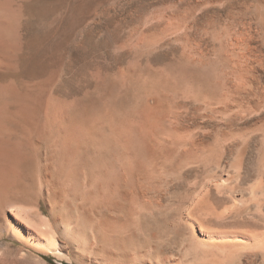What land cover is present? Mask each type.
Here are the masks:
<instances>
[{
    "label": "rangeland",
    "instance_id": "rangeland-1",
    "mask_svg": "<svg viewBox=\"0 0 264 264\" xmlns=\"http://www.w3.org/2000/svg\"><path fill=\"white\" fill-rule=\"evenodd\" d=\"M12 3L0 264H264V0Z\"/></svg>",
    "mask_w": 264,
    "mask_h": 264
},
{
    "label": "bare ground",
    "instance_id": "bare-ground-1",
    "mask_svg": "<svg viewBox=\"0 0 264 264\" xmlns=\"http://www.w3.org/2000/svg\"><path fill=\"white\" fill-rule=\"evenodd\" d=\"M13 0H0V29H2L3 30V34H4V30H10L12 27H13V25L15 24V22L13 21V19L11 18V16H12V7H13ZM38 10V9H37ZM250 32V31H249ZM9 33V32H8ZM247 33V32H246ZM2 34V35H3ZM0 36H1V34H0ZM2 37L3 36H1L0 38H1V41L2 40H5V39H2ZM4 37H5V35H4ZM7 38V37H6ZM244 38V37H243ZM242 38V39H243ZM246 38V37H245ZM236 39V38H235ZM8 41H9V39H8ZM7 41V42H8ZM241 42V41H240ZM247 42V41H246ZM251 42V41H250ZM235 43V42H234ZM238 43V42H237ZM245 43V42H244ZM1 44H4V43H2V42H0V46H1ZM6 45L4 46V48H1L0 47V83H2V84H0V100L1 99H3V95H5L8 91H9V88H10V86H9V79H10V73L12 72L11 71V68H12V60L10 59V56H9V46L10 45H8V43H5ZM166 44V43H165ZM242 44H243V42H242ZM219 45V44H218ZM245 45V44H244ZM162 46V45H161ZM240 46V45H239ZM220 47H218V49H219ZM250 48V47H249ZM214 49V48H213ZM237 49H238V47H237ZM251 49V48H250ZM252 49H254V48H252ZM251 49V50H252ZM196 50V49H195ZM239 50V49H238ZM255 50V49H254ZM171 52V51H170ZM217 52V51H216ZM240 52V51H239ZM253 52V51H252ZM245 53H246V51H245ZM236 54V53H235ZM240 54H242V53H240ZM248 54V53H247ZM12 55V54H11ZM245 56V59L247 58L246 57V55H244ZM252 56V55H251ZM166 57V56H165ZM242 57H243V55H242ZM258 57V56H257ZM241 58V57H240ZM248 59V58H247ZM249 60V59H248ZM233 61V60H232ZM205 62V61H204ZM249 62V61H248ZM202 63V62H201ZM200 63V64H201ZM241 63V62H240ZM242 65V64H241ZM235 66V65H234ZM253 66V65H252ZM241 67V66H240ZM243 69V68H242ZM248 69V68H247ZM246 69V70H247ZM245 70V69H244ZM243 71V70H242ZM234 72V71H233ZM12 75V74H11ZM198 75V74H197ZM256 75V74H255ZM243 76V75H242ZM12 79V78H11ZM236 80V79H235ZM240 81V80H239ZM242 82V81H241ZM237 84V83H236ZM255 84V83H254ZM252 85V84H251ZM257 85V84H256ZM205 87V86H204ZM250 87V86H249ZM240 88V87H239ZM257 89H259V87L257 88ZM198 90V89H197ZM240 90H242V89H240ZM252 91V90H251ZM256 91V90H255ZM10 92V91H9ZM229 92V91H228ZM221 96V95H220ZM264 96V95H263ZM195 97H196V95H195ZM246 98V97H245ZM220 100V99H219ZM218 101V100H217ZM209 102V101H208ZM16 103V102H15ZM25 104V103H24ZM181 104V103H180ZM195 104V103H194ZM228 104V103H227ZM26 105V104H25ZM206 105V104H205ZM257 105V104H256ZM28 106V105H27ZM202 106V105H201ZM17 107V106H16ZM25 107V106H24ZM29 107V106H28ZM25 109V108H24ZM3 110V109H2ZM21 110V109H20ZM23 110V109H22ZM203 110V109H202ZM4 111V110H3ZM67 112V111H66ZM35 113V112H34ZM173 113H175V112H173ZM176 114V113H175ZM175 120V119H174ZM196 120V119H195ZM2 124V123H1ZM37 124V123H36ZM2 126V125H1ZM33 126V125H32ZM4 127V126H3ZM78 127V126H77ZM80 127V126H79ZM178 127V126H177ZM189 127V126H188ZM7 128V127H6ZM29 128V127H28ZM87 128V127H86ZM5 129V128H4ZM11 129V128H10ZM79 129V128H78ZM77 129V130H78ZM3 130V129H2ZM8 130V129H7ZM43 130V129H42ZM61 130V129H60ZM73 130V129H72ZM85 131H87V130H85ZM44 132V131H43ZM66 132V131H65ZM170 133V132H169ZM81 135V134H80ZM32 136V135H31ZM143 137V136H142ZM145 137V136H144ZM155 137V136H154ZM175 137V136H174ZM139 138H141L140 136H139ZM77 144V143H76ZM127 144V143H126ZM146 144V143H145ZM61 145V144H60ZM71 146H72V144H71ZM73 147H74V145H73ZM78 147V146H77ZM151 147V146H150ZM199 148V147H198ZM6 150V149H5ZM145 152H147V151H145ZM157 152V151H156ZM67 153V152H66ZM73 153V152H72ZM178 154V153H177ZM66 156V155H65ZM129 156V155H128ZM158 156V155H157ZM172 156V155H171ZM71 157H72V155H71ZM70 157V158H71ZM86 157V156H85ZM122 157V156H121ZM124 157V156H123ZM123 159V158H122ZM129 161V160H128ZM128 161H127V163H128ZM72 164V163H71ZM79 164H80V162H79ZM95 164V163H94ZM122 164H124L123 162H122ZM126 164V163H125ZM124 164V165H125ZM73 165V164H72ZM71 165V166H72ZM75 165H76V163H75ZM123 165V166H124ZM80 165H78V167H79ZM120 166H122V165H120ZM129 165H127L126 167H128ZM130 167V166H129ZM131 168V167H130ZM79 169V168H78ZM129 169V168H128ZM127 169V170H128ZM121 170H122V168H121ZM121 172H123V171H121ZM126 172V171H125ZM118 173V172H117ZM89 174V173H88ZM123 174H125V173H123ZM138 174V173H137ZM118 175V174H117ZM132 175V174H131ZM130 175V176H131ZM129 176V177H130ZM132 177H134V174H133V176ZM48 178V177H47ZM113 178V177H112ZM117 178V177H116ZM135 178H137L136 176H135ZM121 179H124V177H122ZM121 179H119V180H121ZM126 179V178H125ZM134 179V178H133ZM125 181V180H124ZM127 181V180H126ZM134 181V180H133ZM114 182V181H113ZM138 182H140V181H138ZM123 183V182H122ZM141 183V182H140ZM120 184V183H119ZM138 186V185H137ZM109 187H111V186H109ZM56 188V187H55ZM138 188V187H137ZM140 188V187H139ZM124 189V188H123ZM142 189V188H141ZM140 190V189H139ZM66 192V191H65ZM111 192V191H110ZM112 193V192H111ZM125 197V196H124ZM113 198V197H112ZM118 198V197H117ZM110 199V198H109ZM115 200V199H114ZM113 201V200H112ZM112 201H111V203H112ZM120 201V200H119ZM63 202V201H62ZM109 202V201H108ZM125 203V202H124ZM119 204V203H118ZM126 204V203H125ZM137 204V203H136ZM126 207V206H125ZM17 209V208H16ZM123 212V211H122ZM189 212V211H188ZM130 214H131V212H130ZM17 220V219H16ZM135 221V220H134ZM19 222V221H18ZM57 222V221H56ZM52 225V224H51ZM190 225V224H189ZM124 226H125V224H124ZM11 227V226H10ZM53 227V226H52ZM125 228V227H124ZM128 229V228H127ZM127 232V231H126ZM130 232V231H129ZM16 233V232H15ZM134 233V232H133ZM130 234V233H129ZM129 236H131V235H129ZM133 236V235H132ZM131 239V238H130ZM138 251V250H137ZM1 258V257H0Z\"/></svg>",
    "mask_w": 264,
    "mask_h": 264
}]
</instances>
